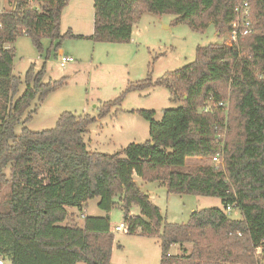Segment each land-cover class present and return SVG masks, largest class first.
<instances>
[{
  "label": "trees",
  "instance_id": "1",
  "mask_svg": "<svg viewBox=\"0 0 264 264\" xmlns=\"http://www.w3.org/2000/svg\"><path fill=\"white\" fill-rule=\"evenodd\" d=\"M70 1L16 0L13 9L0 11V191L6 185L10 189L0 203V255L9 264H112L115 239L109 214L121 208L129 234L159 240L161 264H264V0H248L256 33L236 45L199 47L195 61L182 69L157 81L150 77L129 83L119 98L103 103L97 117L64 112L55 128L33 132L24 127L18 135L16 127L25 126L38 111H30L33 102H43L66 83L45 84L46 67L36 72L32 66L26 91L17 98L23 81L13 72L12 45L19 36L31 38L39 51L44 36L58 41V50L65 37L130 43L145 13L174 15L173 24L199 32L213 24L223 36L231 31L241 2L95 0L94 34L84 37L71 30L61 35L62 12ZM154 87L167 88L182 105L164 110L159 122L154 111H131L149 122L150 140L114 154L88 148L85 136L92 125L110 116L127 93ZM228 97L226 116L217 104ZM208 104L212 112H202ZM217 156L222 168L204 164L185 169L189 159ZM135 175L147 183H164L170 194L219 198L222 208L195 211L187 224L168 223ZM95 199L108 215L87 216L80 226L79 214L68 209L83 213ZM133 206L140 208V216H131ZM228 207L240 211L242 219H232ZM185 244L193 245L189 254ZM174 245L183 254L170 255Z\"/></svg>",
  "mask_w": 264,
  "mask_h": 264
},
{
  "label": "rangeland",
  "instance_id": "2",
  "mask_svg": "<svg viewBox=\"0 0 264 264\" xmlns=\"http://www.w3.org/2000/svg\"><path fill=\"white\" fill-rule=\"evenodd\" d=\"M15 1L0 0V11L13 9ZM79 1L77 0L76 3ZM92 3L93 0H83L78 4L71 3L66 9L64 27L69 28L68 23H73L71 19L74 18V13L71 12V7L75 11V18L80 20L84 28L92 27L95 10V4L92 7ZM32 6L40 9V4L33 3ZM175 20L174 15L159 17L150 13L143 14L134 26L130 43H100L65 37L61 40L58 50L56 49L58 41L44 36L41 40L42 50L39 51L31 38L26 35L19 36L12 45L16 55L13 72L23 81L17 98L26 91L25 77L32 66H35L36 72L43 66L46 67L43 80L45 84L59 82L62 79H66V83L49 94L43 102H39L37 98L30 109L31 111L37 108V113L25 126L18 125L15 129L16 133L20 135L24 127L33 132L53 129L64 112L97 117L103 103L119 98L126 91L129 83L145 81L150 77L153 81H157L171 72L182 69L195 61L199 47L212 44L228 47L236 45L231 39L230 31L221 36L213 24H210L206 31L199 32L187 24H173ZM65 28H62V31L67 33L68 30ZM62 31L61 35H64ZM84 31L88 33L90 30ZM61 50L65 55L73 57L75 62L61 68L59 57ZM246 54L247 51L243 55ZM229 97L225 103L230 109ZM181 105L182 102L172 100L170 92L165 87L127 93L122 104L112 109L110 116L99 120L89 128L85 136L86 143L91 146L90 149H97L93 151L105 154L117 153L134 143L144 144L150 140L149 122L131 111H154L155 120L159 122L163 119L164 110L175 109ZM26 118L27 115L23 120ZM204 164L223 167V162L193 158L187 161L185 169H194ZM9 170L10 168L6 170L7 175L10 173ZM162 188L149 187L152 197L161 205L164 216L167 215L169 221L173 223L187 224L192 212L207 208H222L219 198L180 196L170 194ZM9 191V185L3 187L0 191V203L7 199ZM98 202V199L90 202L87 210L90 217L98 213L103 214L104 211L99 209ZM233 212L234 210L230 214ZM78 214L77 221L82 225L84 219L80 212ZM233 217L235 219L239 216L233 214ZM110 220L115 239L112 254L114 264H160L162 251L157 238L115 232V226L125 222V213L121 208L112 211ZM184 247L187 248V254L192 252L193 245L185 244ZM173 251L178 253L177 249Z\"/></svg>",
  "mask_w": 264,
  "mask_h": 264
},
{
  "label": "built area",
  "instance_id": "3",
  "mask_svg": "<svg viewBox=\"0 0 264 264\" xmlns=\"http://www.w3.org/2000/svg\"><path fill=\"white\" fill-rule=\"evenodd\" d=\"M231 39L237 44L240 38H246L248 36L254 35L256 33L254 21L252 19V8L248 0H241V2L235 7V20L231 24ZM60 57V67L65 68L69 64L75 62L74 58L71 56H67L65 54H59ZM218 107H221L225 110L226 116L229 115V105L225 102H220L217 104ZM216 106V105H215ZM213 110V106L211 104L206 105L202 108V112L210 113ZM219 140H225V135H218ZM215 162H223L221 156H217ZM227 212L231 213L232 208L228 207ZM82 219L86 218L85 210L81 213ZM115 232H122L125 234H129V224L127 222H123L117 226H115ZM259 254L262 252V248L258 249ZM0 264H9V262L0 255Z\"/></svg>",
  "mask_w": 264,
  "mask_h": 264
},
{
  "label": "crops",
  "instance_id": "4",
  "mask_svg": "<svg viewBox=\"0 0 264 264\" xmlns=\"http://www.w3.org/2000/svg\"><path fill=\"white\" fill-rule=\"evenodd\" d=\"M76 1L77 0H71L68 3L67 7L64 8V10L62 12V17H61V31H62V28L63 29L65 28L64 27V24H65V16H66V13H67L66 9H68L71 6V3L78 4V3H81L83 0H81V1L78 0L79 2H77V3H76ZM94 4L95 3H94V0H93V3H92L93 6L92 7H94ZM70 9H71V12L74 13L73 14V17L74 18L71 19V21H73V23L72 24L68 23L67 26L69 28H65V29H67L68 31L71 30V32L75 36H84V37H90V36H92L94 34L93 28H95V10H94V17L92 16V20H93L92 27H89L88 29L90 31L88 33H86L84 30H88L87 27L84 28V26L82 25V23H80V20L78 18H75V11H73L72 7ZM81 10H82V8H81ZM62 33H64V35L66 34V32H64V31H62ZM59 54H64V52L61 50V51H59ZM87 145H88V148L89 147L91 148V146L88 143H87ZM90 150L93 151V150H97V149L94 148V149H90ZM134 180H135L136 184L140 187V189L150 197V200L152 201V203L155 204L157 207L160 208L163 218L168 223H173V221H169L167 215H166V217L164 216V212H163V209H162L161 205L157 201H155V199L151 195L152 194V191L149 189V187H154V186L159 189V187L161 186V187H163L162 188L163 190L168 191L166 185H164V183H162V182L147 183V182L143 181L142 178L138 177L137 175H135ZM90 202H89V204H90ZM89 204H88L87 208H85V215H86V217L89 216L87 214V210L89 208ZM68 212L71 213V214H74V213L75 214H78L77 209H68ZM102 213L103 214L98 213L97 215H94L92 217H106L108 215L106 212H102ZM192 213H194V212H192ZM111 214H112V212L109 214L110 218H111ZM233 214H237L239 217L234 219ZM233 214H231V218L232 219H234V220H241L242 219V214H241L240 211H235L234 210ZM140 215H141L140 208L137 207V206H133V208L131 210V216H140ZM78 223H79L80 226H83L84 225V223L82 225L80 224V222H78ZM174 224H177V223H174ZM126 235H129V234H126ZM148 238H155V237H148ZM139 239H141V238H139ZM147 240H150V239H147ZM157 241H158L157 243H158V245L160 246V249H161V244H160V242H159L158 239H157ZM114 247H115V245L113 246V252H114ZM174 249H177L178 250V253L174 252L173 251ZM184 249L186 250L187 248L184 247ZM161 251H162V249H161ZM181 251H182V247L180 245H174L171 248L170 255H172V256H179L182 253ZM161 257H162V254H161ZM112 264H114V262H113V256H112ZM160 264H161V260H160Z\"/></svg>",
  "mask_w": 264,
  "mask_h": 264
}]
</instances>
